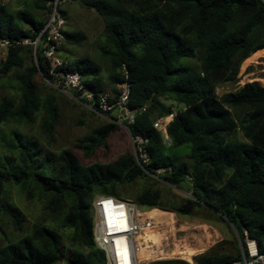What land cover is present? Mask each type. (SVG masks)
<instances>
[{
	"label": "trees",
	"instance_id": "trees-1",
	"mask_svg": "<svg viewBox=\"0 0 264 264\" xmlns=\"http://www.w3.org/2000/svg\"><path fill=\"white\" fill-rule=\"evenodd\" d=\"M53 1L31 0L32 11L15 12L0 1V36L13 43L0 62V77L23 67L26 59L30 61L18 76L17 101L0 97V124L12 120L29 124L41 107L44 131L51 133L57 123V103L51 96L42 101L33 79L40 74L54 83L40 47L35 58L31 44L15 43L36 38ZM62 1L57 0L58 4ZM70 1L95 10L103 20L99 54L109 58L108 81L113 95L117 94L115 86L125 81L130 87L129 106L136 110L143 107L135 113L133 123L123 125L132 137L146 139L143 148L148 163L139 165L129 159L83 165L67 149L56 157L41 155L37 142L17 131H11L9 139L2 137L13 155L0 157V193L5 180L38 184L50 196L45 211L50 217L62 215L63 223L73 230L69 244L76 249L66 256L61 236L43 227L19 243L0 248V264H105L103 252L92 240L91 198L96 191L121 198L113 190L116 184L158 170H162L159 178L173 186L179 187L188 178L190 198L166 208L147 188L135 196L138 206L189 215L204 204L230 223L238 244L244 245V232L260 242L264 237V87L258 82L244 83L220 96L215 89L224 83H237L242 60L252 52H264V0ZM164 5L168 6L166 18L158 11ZM81 36L67 34L66 42H77ZM196 45L202 46L199 68L186 61L194 55ZM67 68L79 71L85 86L95 94L103 91L100 66L89 56L68 62ZM164 96L183 106L166 125L169 145L153 126L158 117L172 113V107L160 99ZM232 110H238L236 117ZM116 128L110 123L96 130L94 138H84L85 153L91 154ZM237 131L243 140L232 139ZM184 148L191 164L169 154H180ZM0 211L13 224L21 222L19 210L1 198ZM238 255L239 245L236 254L207 251L193 256V261L225 264Z\"/></svg>",
	"mask_w": 264,
	"mask_h": 264
},
{
	"label": "rangeland",
	"instance_id": "rangeland-1",
	"mask_svg": "<svg viewBox=\"0 0 264 264\" xmlns=\"http://www.w3.org/2000/svg\"><path fill=\"white\" fill-rule=\"evenodd\" d=\"M6 6L12 12L20 9L32 11L31 0H8ZM58 8L63 14L64 31L72 36L78 33L82 34L81 37L77 38V42H64L59 48V55L67 62L78 57L89 56L100 66L99 76L103 82V91L113 94V87L108 81V75L111 72L109 58L99 54V48L103 45L102 18L95 10L87 8L77 1L65 0L59 2ZM158 11L166 18L168 6H161ZM43 12L46 16L45 10ZM23 26L26 28L28 25L23 23ZM187 40L191 42L190 37H187ZM201 53L202 46H194V55L186 61L199 68L201 66ZM29 64V59H26L23 67L13 69L0 77V97L5 95L17 101L19 96L18 76L24 71V67L29 66ZM238 78L237 83H224L217 86L215 89L216 94L220 96L228 91H235L244 83L258 82L264 87V52H252L245 57L239 66ZM33 79L37 84V90L42 101L51 96L57 103L59 111L57 123L51 133L44 131V111L42 107L35 112L29 124L14 120L1 123L0 157L13 155L3 145L2 137L9 139L11 131L14 130L26 139L36 141L42 149L41 155L51 154L56 157L62 150L67 149L72 151L83 165L94 162L106 164L129 159L138 162L136 158L138 143L129 134L126 127L119 123L116 111H108L107 114H104L92 109L81 98L74 96L73 92L67 89L60 91L52 82L46 80L40 74H35ZM117 89L116 85L115 90L117 91ZM160 99L164 104L172 107V112L183 108L180 103L168 97L164 96ZM232 113L236 117L238 110H232ZM110 123L116 124L117 128L110 132L105 139L99 141L91 154H86L84 147L86 143L83 139L94 138L97 136L95 134L96 130ZM232 139L236 141L243 140L239 131L233 133ZM181 151L180 154L173 151L169 154H174L177 161H186L191 164L187 148ZM48 170L50 171L51 168ZM161 172L162 170H158L156 174L146 172L145 176L137 177L130 182L116 184L113 190L119 197L137 203L135 196L149 188L158 196L157 200L160 206L166 208L190 198L188 178L177 187L161 180L159 178ZM100 194L99 191H96L93 197ZM0 198L15 206L21 215V222L15 225L5 212L0 211V248L7 243H19L23 237L32 236L37 230L45 227L54 230L61 236L66 256H69L76 249L69 244V237L73 230L63 223L62 215L50 217L45 211L44 206L50 196L38 184L32 180L22 183L5 180L1 187ZM155 208L172 212L177 223L184 224L171 228L164 219L159 221L153 218V228L151 229L153 231L150 232L151 235H148L151 241L156 244L157 249L152 252L149 264H194L193 256L207 251L230 255L238 253V235L234 228L212 208L201 204V206H196L189 215H179L172 210L161 207ZM142 209L148 210L146 208ZM191 251L193 253H189ZM160 253L162 254L160 255ZM187 258H190V260H187ZM58 264L64 263L60 262Z\"/></svg>",
	"mask_w": 264,
	"mask_h": 264
},
{
	"label": "built area",
	"instance_id": "built-area-1",
	"mask_svg": "<svg viewBox=\"0 0 264 264\" xmlns=\"http://www.w3.org/2000/svg\"><path fill=\"white\" fill-rule=\"evenodd\" d=\"M6 4L8 0H0ZM57 0L52 2L45 23L34 40L22 39L15 43L31 44L36 58V50L48 64V75L54 81V86L60 91L70 90L100 112L116 111L119 123H133L134 115L141 111L129 106L130 87L127 82L117 84V94L108 91L94 93L82 81L81 73L67 68V61L59 55L60 46L66 42L67 33L63 29L64 18L57 6ZM13 43L0 36V62L6 56ZM175 112L164 117H158L153 126L161 132L166 145L170 140L166 135V125ZM138 143L136 158L139 165L148 163L144 144L146 139L135 136ZM144 210L129 199H121L111 195H96L90 201L92 216V240L105 258V264H149L152 252L157 249L149 235L153 228V219L143 216ZM149 234V235H148ZM244 245L239 243L238 258L225 264H264V237L260 242L247 236L244 232Z\"/></svg>",
	"mask_w": 264,
	"mask_h": 264
},
{
	"label": "bare ground",
	"instance_id": "bare-ground-1",
	"mask_svg": "<svg viewBox=\"0 0 264 264\" xmlns=\"http://www.w3.org/2000/svg\"><path fill=\"white\" fill-rule=\"evenodd\" d=\"M143 216H146V217H149V218H154L155 220H159V221H162L163 219L165 220L166 223H168L171 228H175V226H182L184 223H177V220L175 219V216L172 212H167V211H164V210H161L159 208H151V209H148V210H144L143 212ZM156 223V222H155ZM160 225V224H159ZM160 227V226H159ZM157 227V228H159ZM200 227V226H199ZM177 228V227H176ZM182 228V227H181ZM184 228V227H183ZM186 228V226H185ZM202 229V227H201ZM174 230V229H173ZM185 230V229H184ZM153 231V230H151ZM155 233V232H154ZM174 234V233H173ZM208 234V233H207ZM170 235V234H169ZM203 235V234H202ZM202 237V236H201ZM214 237V236H213ZM153 238V237H152ZM158 238V237H157ZM198 238V237H197ZM211 238V237H210ZM209 238V240H210ZM154 241V240H153ZM160 243V242H159ZM209 243V242H208ZM204 244V243H203ZM209 245V244H208ZM175 246V245H174ZM195 247V246H194ZM207 247V246H206ZM205 247V248H206ZM197 249V248H195ZM198 250V249H197ZM159 251V250H158ZM173 251V250H172ZM171 251V252H172ZM170 252V253H171ZM174 252V251H173ZM177 252V251H176ZM169 253V254H170ZM189 253H193L192 251L189 252ZM152 254V253H151ZM162 253H160L161 255ZM185 256V255H184ZM160 257V256H158ZM188 257V256H187ZM182 259V258H181ZM184 259V258H183ZM187 260H190V258H187Z\"/></svg>",
	"mask_w": 264,
	"mask_h": 264
},
{
	"label": "water",
	"instance_id": "water-1",
	"mask_svg": "<svg viewBox=\"0 0 264 264\" xmlns=\"http://www.w3.org/2000/svg\"><path fill=\"white\" fill-rule=\"evenodd\" d=\"M255 264H258V263H255Z\"/></svg>",
	"mask_w": 264,
	"mask_h": 264
}]
</instances>
